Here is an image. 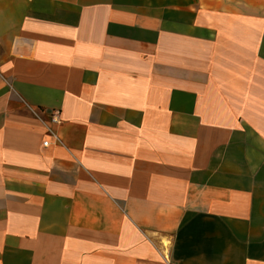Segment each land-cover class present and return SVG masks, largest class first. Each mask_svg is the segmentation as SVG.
Instances as JSON below:
<instances>
[{"label": "crops", "instance_id": "crops-1", "mask_svg": "<svg viewBox=\"0 0 264 264\" xmlns=\"http://www.w3.org/2000/svg\"><path fill=\"white\" fill-rule=\"evenodd\" d=\"M0 264H264V0H0Z\"/></svg>", "mask_w": 264, "mask_h": 264}, {"label": "built area", "instance_id": "built-area-1", "mask_svg": "<svg viewBox=\"0 0 264 264\" xmlns=\"http://www.w3.org/2000/svg\"><path fill=\"white\" fill-rule=\"evenodd\" d=\"M51 121H52V123H60L59 115L57 112L52 114ZM48 145H49L48 141L44 142L45 147H47Z\"/></svg>", "mask_w": 264, "mask_h": 264}]
</instances>
